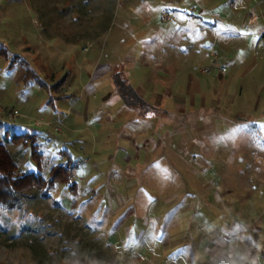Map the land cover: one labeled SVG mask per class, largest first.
Here are the masks:
<instances>
[{
	"label": "rangeland",
	"instance_id": "374dc122",
	"mask_svg": "<svg viewBox=\"0 0 264 264\" xmlns=\"http://www.w3.org/2000/svg\"><path fill=\"white\" fill-rule=\"evenodd\" d=\"M182 1H197L241 30L252 20L264 30V0ZM121 2L133 9L153 7L159 15L169 7V0H0V145L13 155L18 174L49 180L56 166L74 171L69 184L43 186L13 208L0 207V264L217 263L194 247L200 235L223 232L210 205L217 193L211 159L215 162L216 152L231 148L235 137L247 139V132L232 124L223 129L221 119L212 117L208 126L192 120L184 136L181 113L171 105L174 98L187 101L189 81L184 77L177 86L164 74L141 77L142 23L139 12L123 15ZM158 18L164 28L168 21ZM263 37L264 32L257 40ZM259 42H254L256 56L264 63ZM76 53L101 70L109 63L111 77L97 69L88 80L92 67L78 65ZM215 54L205 68L193 64V79L225 70L217 57L220 68L204 72L216 61ZM15 58L28 63L34 79L25 82L26 74L23 81L17 78L19 66H10ZM115 76L127 80L138 95L139 86L155 88L161 106L143 99L139 104L129 91L130 105L125 103ZM37 78L51 87L66 79V97L56 99ZM169 111L176 114L175 125H169L174 118ZM140 123L147 129L141 134ZM20 134L18 142L12 140ZM195 136H205V141ZM152 137L149 158L143 148L131 150ZM205 182L214 190L203 191Z\"/></svg>",
	"mask_w": 264,
	"mask_h": 264
},
{
	"label": "crops",
	"instance_id": "0c3cea01",
	"mask_svg": "<svg viewBox=\"0 0 264 264\" xmlns=\"http://www.w3.org/2000/svg\"><path fill=\"white\" fill-rule=\"evenodd\" d=\"M121 5L123 15L129 11L139 12V23H142L139 28L141 77L151 80L164 74L173 78L177 86L184 77L189 81L184 88L189 94L187 101L178 103L174 98L176 102L171 105L174 111L181 113L179 118L186 127L184 136L186 129L192 126V120L205 122L204 126H208L212 117L221 119L223 129L232 124L233 128L247 132V139L245 135L235 137L231 148L220 151V154L216 152L215 162L211 159V164L216 166L217 193L213 205H210L215 206L223 232L217 235L212 232L211 236L205 233L202 235L204 240L200 235L198 246H194L195 252L202 254L207 261L212 259L217 263L224 260L228 264H264V133L260 131V126H264V63L257 60V45L254 44L255 40L259 42L257 38H261L264 30H258L254 20L247 22L245 30L230 22L224 23L223 17L217 15L219 12L210 11L197 1L192 4L169 0V7L160 14L168 21L164 28L159 25L157 19L160 15L153 7L145 6L141 10L122 2ZM259 43L264 45V39ZM215 52L225 70L209 74L201 70V74L208 77L201 81L193 79V64L207 67ZM75 59L82 67H92L91 73H87L88 80L94 78L97 69L111 77L109 63L101 70L99 64L92 66L93 61L81 53H76ZM261 59H264L262 55ZM16 68L17 78L23 81L25 70L21 66ZM85 86L83 84L81 88L83 93ZM155 92V88L149 91L139 86V97L153 107H160L162 102L155 98ZM168 114L174 117L169 119V125H175L176 114L170 111ZM145 118L146 123H151L152 118ZM139 126V134L147 130L141 123ZM195 137L205 141V136ZM153 138L144 140L139 147H126H131L134 152L143 148L149 158ZM189 145L191 148L194 143ZM202 189L205 192L214 190L210 182H205ZM179 222L177 220V224Z\"/></svg>",
	"mask_w": 264,
	"mask_h": 264
},
{
	"label": "trees",
	"instance_id": "16d2710c",
	"mask_svg": "<svg viewBox=\"0 0 264 264\" xmlns=\"http://www.w3.org/2000/svg\"><path fill=\"white\" fill-rule=\"evenodd\" d=\"M15 65L21 66L26 71L25 82L35 78L36 73L24 60L19 61L18 58H15L14 60H12L10 66L13 68ZM115 77L116 82H114V85L125 103L130 105L128 101V94L126 93L127 91L132 93L139 100V104L144 102L134 91L132 86L127 83V80L123 81L118 76ZM36 80L38 81V84L40 83V86L41 88H43V90L46 89V91L49 92L53 97H56V99H63L64 97H66L64 95L66 79H64V81L62 82L54 84L52 87L48 86L45 82L39 80L38 78ZM21 138H23V135H15L12 140L15 142L17 140L18 142ZM32 138H35V136H33ZM32 147L34 150V156L36 155L38 146L33 143ZM17 171L18 166L16 161L14 160L13 155L9 153L5 146L0 145V207L2 208L10 209L15 207L19 203L21 204L23 198L33 197L32 195L28 194L29 192H33L38 188H42L43 186H47L49 188L51 185L57 182L69 184L74 178L73 169H69L63 166L54 167L52 169L51 178L49 180L44 179L41 174H23L21 172H19L18 174ZM217 264L228 263L224 260H221Z\"/></svg>",
	"mask_w": 264,
	"mask_h": 264
},
{
	"label": "built area",
	"instance_id": "2783aa9c",
	"mask_svg": "<svg viewBox=\"0 0 264 264\" xmlns=\"http://www.w3.org/2000/svg\"><path fill=\"white\" fill-rule=\"evenodd\" d=\"M218 38H219V36L216 37V39H218ZM262 51H263V53H264V46L262 47ZM213 60H216V61L210 66V68H206V69L204 70V72H208L209 70H211V67H212V68H216V69L220 68V66L218 65L219 63H218V60H217V56H216V54L214 55Z\"/></svg>",
	"mask_w": 264,
	"mask_h": 264
},
{
	"label": "snow or ice",
	"instance_id": "6c2138e0",
	"mask_svg": "<svg viewBox=\"0 0 264 264\" xmlns=\"http://www.w3.org/2000/svg\"><path fill=\"white\" fill-rule=\"evenodd\" d=\"M260 131H261V133H264V126H260Z\"/></svg>",
	"mask_w": 264,
	"mask_h": 264
},
{
	"label": "clouds",
	"instance_id": "9594fccd",
	"mask_svg": "<svg viewBox=\"0 0 264 264\" xmlns=\"http://www.w3.org/2000/svg\"><path fill=\"white\" fill-rule=\"evenodd\" d=\"M253 264H254V262H253Z\"/></svg>",
	"mask_w": 264,
	"mask_h": 264
}]
</instances>
